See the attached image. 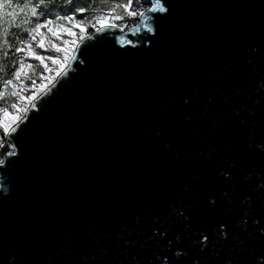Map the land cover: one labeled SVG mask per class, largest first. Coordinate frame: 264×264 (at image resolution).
Returning a JSON list of instances; mask_svg holds the SVG:
<instances>
[{
    "label": "water",
    "instance_id": "1",
    "mask_svg": "<svg viewBox=\"0 0 264 264\" xmlns=\"http://www.w3.org/2000/svg\"><path fill=\"white\" fill-rule=\"evenodd\" d=\"M160 2L4 135L0 264H264V0Z\"/></svg>",
    "mask_w": 264,
    "mask_h": 264
},
{
    "label": "snow or ice",
    "instance_id": "2",
    "mask_svg": "<svg viewBox=\"0 0 264 264\" xmlns=\"http://www.w3.org/2000/svg\"><path fill=\"white\" fill-rule=\"evenodd\" d=\"M66 0H62V4H64ZM102 8L106 7L107 11H97L93 14L91 20L87 19H77V15L85 11L82 7H77V12L68 14V15H60L58 12H54L52 9L55 5H45V0H25V4L20 8V16L17 17L16 13H8L14 21L18 22V26L21 25H29L33 24L34 26L27 27L24 30L28 33V39L19 41L20 46L15 49L16 53H24V58L20 59L19 67L16 68L15 72L11 79H7L3 82V89L0 90V98L6 97L8 95V88L11 86L12 92L11 95L18 97V99L22 101H27L23 108L18 107L17 104H12L11 107L16 111V115L12 116L10 119L8 118V110L7 108H0V128L3 129L5 135L10 134L16 130L18 127V121L21 120V116L19 113L27 112L29 110V105L35 106L33 101L36 99V91H33L32 95L25 97L22 95L23 91L26 90L25 85L19 83L22 75H26V69H32L31 63H26L27 58H34L40 62L42 65L44 72L51 73L53 71L56 72V75L59 76L64 69L65 65H67L70 58H74L70 56L72 51H75L78 45V42H82L87 35V28L91 27L95 30L96 33H100L105 31L106 29L116 28L117 24L114 23L116 20H120L121 17L117 13V9L124 8L129 16L136 17L140 16L144 21V28L152 31L153 29L150 27L148 14L151 12H156L159 10L160 12H166L167 8L160 2V0H154L152 7L144 9L141 8L139 12L130 9V3L128 4H112L107 5L105 0H101ZM5 4L3 0H0V20L3 19L5 13L3 9ZM47 17V18H44ZM54 17V18H53ZM42 21V22H41ZM139 25L136 26V29L139 30ZM41 29H47L48 34L52 37L59 39L61 35L67 33L69 36L73 37V39L65 40L63 43L65 47L61 48L59 45L52 43L49 41V44L52 49L56 52H63V60L61 61L58 56H45L38 54L32 47V41H37L40 49H46V44L44 43L45 34L41 32ZM78 29V32L76 31ZM7 35V31H5V37ZM39 37V40H37ZM124 41L121 40V43ZM3 45H6L10 48V45H7V39L3 40ZM8 55L7 48L4 49V57L6 58ZM52 61L53 64H58L59 67L52 69L49 68L48 63L46 61ZM0 70H3L2 65H0ZM42 78L51 82L53 77L51 75L43 76ZM35 83V81H33ZM47 85L41 84L40 89L46 88ZM40 89H37L40 90ZM3 161L0 160V164ZM221 230H223L224 226L221 225ZM203 240L206 241L207 237L203 236Z\"/></svg>",
    "mask_w": 264,
    "mask_h": 264
},
{
    "label": "trees",
    "instance_id": "3",
    "mask_svg": "<svg viewBox=\"0 0 264 264\" xmlns=\"http://www.w3.org/2000/svg\"><path fill=\"white\" fill-rule=\"evenodd\" d=\"M134 4L138 5L135 0ZM5 7L3 9V12L5 13L2 20H0V65H2L3 70H0V90L3 89V82L7 79H11L13 76V73L15 72L16 68L19 67V61L20 59L24 58V53H16L15 49L20 46L19 41L27 40L28 39V33L26 30H24L27 27L34 26L33 24L29 25H21L18 26V22L14 21L10 15H7L8 13L15 12L17 17L20 16V8L24 6L25 0H3ZM105 3L107 5L112 4H128L130 3V9L132 8V0H105ZM45 5H55L53 7L54 12H58L60 15H68L77 12V7H82L85 9L84 12L79 13L77 15V19H87L91 20L93 17V14L97 11H107V8H102L101 6V0H66L64 4H62V0H45ZM122 10L123 14L127 12L124 8H119ZM128 13V12H127ZM47 18V17H44ZM54 18V17H53ZM42 22V21H41ZM116 23V21L114 22ZM5 31H7V35L5 37ZM44 33L47 32V29H41ZM7 39V45H10V48H8L6 45H3V40ZM46 49H40L37 45L35 47V51L39 54H49L52 55L53 51L52 48H50L49 44L46 43ZM7 48L8 55L5 58L4 57V49ZM30 61L28 58L26 59V62ZM38 76L37 69L34 68V65H32V69H28L27 75L21 77V82L23 85H25V88L30 87V84L32 83L33 79ZM11 86L8 88V95L6 97L0 98V108H4L7 102L12 99L11 95Z\"/></svg>",
    "mask_w": 264,
    "mask_h": 264
},
{
    "label": "rangeland",
    "instance_id": "4",
    "mask_svg": "<svg viewBox=\"0 0 264 264\" xmlns=\"http://www.w3.org/2000/svg\"><path fill=\"white\" fill-rule=\"evenodd\" d=\"M136 3H138V5L134 4V1L132 0V8L131 10H135L137 12H139V10L141 8H144V9H147L148 6H149V0H135ZM117 13L120 15L121 19L120 20H116V23L118 25V27L122 30H125L127 29L129 26L135 24L138 22L140 16H136V17H132V16H129L127 12H125L123 14L122 10L120 9H117ZM115 22V21H114ZM94 29L89 27L87 28V35L89 33H91ZM78 32V29L76 30ZM43 32V31H41ZM44 33V32H43ZM45 34V42L49 44V41H51L52 43H55L57 45H59L61 48L65 47L64 45V41L65 40H71L73 39V37L69 36L67 33H64L63 35L60 36L59 39L57 38H54L52 37L50 34H48V32L44 33ZM37 40H39V37H37ZM38 45L37 41H32V47L33 49H35V47ZM50 46V44H49ZM51 48V46H50ZM53 53L52 55H49V54H41V55H45V56H58L60 58V60L62 61L63 60V52H56L54 49H52ZM39 54V53H38ZM73 54V51L70 53V56H72ZM28 60L30 61V63L32 65H34V68L37 69V72H38V76L36 78L33 79V81H35V83H32L30 84V87H26V90L23 91L22 95H24L25 97L29 96V95H32L33 91H36V95L42 90L40 89V85L41 84H45V85H49L53 79L57 76L56 75V72L53 71L51 73H48V72H44L43 70V67L42 65H40V62L34 58H28ZM69 62V61H68ZM26 63H29L28 61ZM46 63H48L49 65V68H52V69H55L57 67H59L58 64H53L52 61H46ZM66 66V65H65ZM26 72V75H27V72H28V69L25 70ZM26 75H22L21 77L23 76H26ZM42 75L43 76H48V75H51L53 77L52 81L49 82L45 79L42 78ZM19 83H22L21 80ZM23 84V83H22ZM37 89H40L37 91ZM12 90V88H11ZM28 102L25 100V101H20L18 99V97H12V99H10L7 104L5 105L4 108H7L8 110V118L10 119L12 116L16 115V111L11 107L12 104H17L18 107L20 108H23L25 106V104H27ZM24 112H21L19 113L20 116L23 115ZM0 115H3L2 113H0ZM4 135L5 133L3 132V129L0 128V147L4 145L5 141H4Z\"/></svg>",
    "mask_w": 264,
    "mask_h": 264
}]
</instances>
